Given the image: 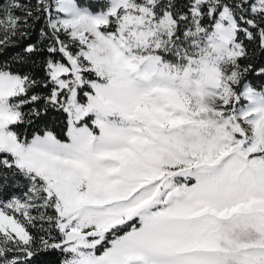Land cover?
I'll return each instance as SVG.
<instances>
[{"label":"snow or ice","instance_id":"obj_1","mask_svg":"<svg viewBox=\"0 0 264 264\" xmlns=\"http://www.w3.org/2000/svg\"><path fill=\"white\" fill-rule=\"evenodd\" d=\"M0 264H264V0H0Z\"/></svg>","mask_w":264,"mask_h":264},{"label":"trees","instance_id":"obj_2","mask_svg":"<svg viewBox=\"0 0 264 264\" xmlns=\"http://www.w3.org/2000/svg\"><path fill=\"white\" fill-rule=\"evenodd\" d=\"M52 259H54V258H52Z\"/></svg>","mask_w":264,"mask_h":264}]
</instances>
